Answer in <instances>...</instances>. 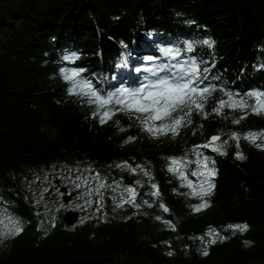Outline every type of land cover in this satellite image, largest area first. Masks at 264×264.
Wrapping results in <instances>:
<instances>
[{
	"label": "trees",
	"instance_id": "obj_1",
	"mask_svg": "<svg viewBox=\"0 0 264 264\" xmlns=\"http://www.w3.org/2000/svg\"><path fill=\"white\" fill-rule=\"evenodd\" d=\"M190 61L208 69L201 86L216 91L207 118L193 112L175 137L152 136L139 114L116 111L101 123L96 105L64 79L79 71L77 82L103 95L171 77L166 65ZM224 92L250 105L248 93H264V0H0V264H264V140L244 139L264 133V114H215ZM213 135L226 141L224 155L197 149ZM198 153L216 175L208 207L196 212L201 198L169 167L181 161L199 185ZM125 163L144 171L118 167ZM99 182L108 185L102 196ZM127 187L139 207L122 203ZM69 213L78 215L73 226ZM13 221L16 236L7 234Z\"/></svg>",
	"mask_w": 264,
	"mask_h": 264
},
{
	"label": "snow or ice",
	"instance_id": "obj_2",
	"mask_svg": "<svg viewBox=\"0 0 264 264\" xmlns=\"http://www.w3.org/2000/svg\"><path fill=\"white\" fill-rule=\"evenodd\" d=\"M203 43L212 47L213 42L205 40ZM187 50H192L191 44L187 46ZM162 52L165 55L170 56L173 50L162 49ZM174 58L175 57H173V59ZM65 59L71 60L75 59V57H65ZM148 59L151 60L152 58L149 57ZM165 67L174 68V75L171 77L157 76L155 80L142 83L138 87L129 88L122 86L115 91H110L103 95L94 89L91 83L77 82L76 78L80 76L79 71L65 74L64 79L66 81H71L73 88H81L80 94L88 98L89 104L96 105V114L100 115L101 123L110 120L116 111L139 114L137 119L140 120L144 130L149 132L152 136L157 137L170 134L175 137L179 135L181 128L192 123L191 117L193 112L207 118L208 113L204 111L205 105L208 103L216 89L213 87L201 86L203 79L207 78L203 74L207 73L208 69L205 68L201 70L198 63L195 61H190L187 67L184 65H166ZM162 70L163 69L158 68L150 71L155 75L157 71ZM221 91H223V89H221ZM224 96H226L227 99L221 98L217 100L216 106L212 109L217 115H222L225 108L239 110L245 112V114H247V111H251L257 115L264 114V93H248V98H255V103L251 105L248 103L247 99L239 97V94L224 92ZM243 118V116L240 117V119ZM240 119L234 120L233 123H239ZM230 138L238 142L240 136L237 133H232ZM244 139L255 144L257 139L264 140V133H249ZM225 144L226 141H221L219 135H213L206 143L198 145L197 149L210 148L212 151L224 155L223 148ZM257 146L264 147V144H258ZM198 155L202 156V153H198ZM236 157L241 160L245 158L244 155L239 152L236 153ZM118 167L128 168L132 172H136L137 169L142 172L144 171L140 165L132 168L125 163L123 165H118ZM169 171L177 174L182 181L186 182L182 186L191 189V195L201 198L202 202L199 205L193 206V211L199 212L208 207L207 200L203 198L210 195L214 188V184L212 183V178L216 175L214 161H210L208 157L202 156V159L197 162V170L193 171L191 175L202 178V182L199 185H194L192 181L188 180L183 171L181 161L172 160ZM144 175L150 176V173L144 172ZM93 179L100 181L99 175L93 177ZM137 183H139V181H137ZM77 187H79V185H77ZM106 187H108V185L99 182L98 186L95 188L96 194L102 196L103 193L101 192V189ZM152 188L153 191L151 192V195L158 197V187L155 184H152ZM92 191V189H89L86 194L91 195ZM124 192L128 194V198L122 200V203H131L134 204V206L139 207V205L135 204L137 195L135 188L127 187L124 189ZM89 203L91 202L89 201ZM145 203L148 202L145 201ZM148 206L151 207V204H148ZM160 207L165 212L168 211V208L163 203L160 204ZM157 219H160V217H157ZM169 226L173 227L174 230V226L171 224H169ZM229 227H233L235 230L239 231L247 230V225H235ZM21 231L22 228L19 226V223L13 221L7 234L16 236L19 235ZM171 254L172 253H169V255ZM204 254L207 255V251H205Z\"/></svg>",
	"mask_w": 264,
	"mask_h": 264
},
{
	"label": "water",
	"instance_id": "obj_3",
	"mask_svg": "<svg viewBox=\"0 0 264 264\" xmlns=\"http://www.w3.org/2000/svg\"><path fill=\"white\" fill-rule=\"evenodd\" d=\"M0 139H1V131H0ZM60 191L63 194L68 193L67 188H61ZM64 201L68 202L69 198L65 197ZM77 219H78V215L76 213H69L65 216L64 222L67 226H73L77 222ZM69 264H105V262H99L98 260H92V261L80 260V261H72Z\"/></svg>",
	"mask_w": 264,
	"mask_h": 264
}]
</instances>
